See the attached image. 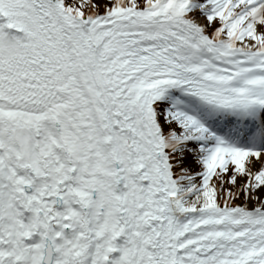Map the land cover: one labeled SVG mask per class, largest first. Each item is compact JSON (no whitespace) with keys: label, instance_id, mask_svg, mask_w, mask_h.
<instances>
[{"label":"snow or ice","instance_id":"obj_1","mask_svg":"<svg viewBox=\"0 0 264 264\" xmlns=\"http://www.w3.org/2000/svg\"><path fill=\"white\" fill-rule=\"evenodd\" d=\"M0 264H264V0H0Z\"/></svg>","mask_w":264,"mask_h":264}]
</instances>
